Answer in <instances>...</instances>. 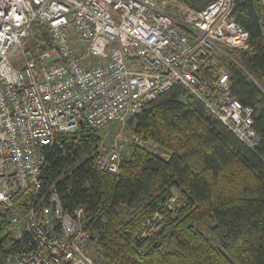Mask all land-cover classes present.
Masks as SVG:
<instances>
[{
  "label": "built area",
  "instance_id": "built-area-1",
  "mask_svg": "<svg viewBox=\"0 0 264 264\" xmlns=\"http://www.w3.org/2000/svg\"><path fill=\"white\" fill-rule=\"evenodd\" d=\"M182 1L0 0V213L16 245L3 264H97L84 207L65 208L54 185L41 191V169L63 134L122 126L179 83L248 147L257 144L253 109L234 96L215 58L249 48L234 0L201 9ZM258 3L264 27V0ZM34 24L52 43L45 50L36 43L28 56L22 42ZM121 132L106 148L98 143V169L117 174L130 143L161 152ZM175 199L168 208L179 205ZM159 217L153 213L137 237L151 235Z\"/></svg>",
  "mask_w": 264,
  "mask_h": 264
},
{
  "label": "trees",
  "instance_id": "trees-1",
  "mask_svg": "<svg viewBox=\"0 0 264 264\" xmlns=\"http://www.w3.org/2000/svg\"><path fill=\"white\" fill-rule=\"evenodd\" d=\"M212 1L182 3L201 9ZM234 2L249 48L226 49L233 60L215 58L227 70L234 96L253 109L254 147L176 83L126 122L128 133L155 142L160 153L130 143L117 174L108 173L95 166L100 130L83 127L47 155L41 191L54 185L65 208L84 207L91 234L87 250L96 262L264 264V27L258 0ZM36 43L41 50L52 43L47 28L38 24L22 42L28 56ZM174 189L180 203L170 209L166 202ZM155 212L158 228L137 237ZM204 222H210L208 233L199 227ZM15 252L9 223L0 213V264Z\"/></svg>",
  "mask_w": 264,
  "mask_h": 264
},
{
  "label": "rangeland",
  "instance_id": "rangeland-1",
  "mask_svg": "<svg viewBox=\"0 0 264 264\" xmlns=\"http://www.w3.org/2000/svg\"><path fill=\"white\" fill-rule=\"evenodd\" d=\"M127 126H128L127 123H125L122 126L121 125H118V126L117 125H108L104 129H102V130L99 131V134L101 136V139H100L99 142H102V146L104 148L108 147L118 136H120L119 133H118L119 130H122V132H121L122 134L128 133ZM129 150L130 149H128L127 152ZM173 193L176 195V198H177L175 200L178 203H180V199H179L180 196L178 194V191L176 189H174V192ZM199 227H200V229L203 232L208 233V229L210 227V222H204ZM90 253H91V256H94V258H95V253L94 252L92 253V251ZM96 263L100 264L99 261H97Z\"/></svg>",
  "mask_w": 264,
  "mask_h": 264
},
{
  "label": "water",
  "instance_id": "water-1",
  "mask_svg": "<svg viewBox=\"0 0 264 264\" xmlns=\"http://www.w3.org/2000/svg\"><path fill=\"white\" fill-rule=\"evenodd\" d=\"M82 125V124H81ZM83 127V125H82ZM75 137V136H74ZM68 136L67 135H62L61 138H60V142H64L65 140H67Z\"/></svg>",
  "mask_w": 264,
  "mask_h": 264
}]
</instances>
